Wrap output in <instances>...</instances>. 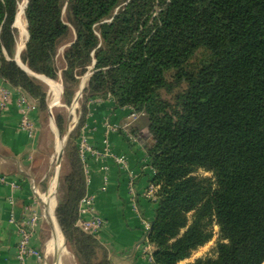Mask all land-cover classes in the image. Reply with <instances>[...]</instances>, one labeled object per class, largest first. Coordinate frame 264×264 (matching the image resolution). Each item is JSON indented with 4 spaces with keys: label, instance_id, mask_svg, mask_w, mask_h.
Masks as SVG:
<instances>
[{
    "label": "trees",
    "instance_id": "1",
    "mask_svg": "<svg viewBox=\"0 0 264 264\" xmlns=\"http://www.w3.org/2000/svg\"><path fill=\"white\" fill-rule=\"evenodd\" d=\"M21 1L0 0V77L49 117L47 85L15 61ZM25 20L21 61L60 80L66 106L94 67L57 194L77 264H114L78 226L88 194L78 140L95 98L147 122L160 187L148 234L154 264H181L215 238L211 254L189 264H264V0H29ZM55 120L64 134L65 114Z\"/></svg>",
    "mask_w": 264,
    "mask_h": 264
},
{
    "label": "crops",
    "instance_id": "2",
    "mask_svg": "<svg viewBox=\"0 0 264 264\" xmlns=\"http://www.w3.org/2000/svg\"><path fill=\"white\" fill-rule=\"evenodd\" d=\"M2 88L10 89L11 98L8 106L0 109V264H22L18 258L21 227L28 228L27 223L35 213L39 220L31 246L40 256H28L25 264H55L52 260L56 256L52 257L50 250L53 241L48 243L45 238V223L38 203L41 198L51 215L54 210L47 198L54 194L57 181L55 178L50 182L45 194L40 192L44 185L46 188L48 172L39 173L43 147L41 116L36 101L28 97L36 107L29 113L36 130L33 135L22 130L19 101L25 94L0 77ZM133 113L130 107L117 108L112 99L95 98L90 102L88 122L82 132L88 147L84 154L87 195L93 197L96 213L105 221L97 237L110 252L112 262L154 264L153 247L148 249L145 245L144 230L155 217L156 200L146 197L150 185L154 184L155 171L147 157V122L140 115L138 121L143 123H134ZM109 127H116L117 131H109ZM120 159L125 163L120 164ZM48 219L51 225V216ZM65 254L70 255L68 250ZM195 258L192 256L181 264L192 263L198 259Z\"/></svg>",
    "mask_w": 264,
    "mask_h": 264
},
{
    "label": "rangeland",
    "instance_id": "3",
    "mask_svg": "<svg viewBox=\"0 0 264 264\" xmlns=\"http://www.w3.org/2000/svg\"><path fill=\"white\" fill-rule=\"evenodd\" d=\"M26 4H27V0L21 1L18 15L20 14L21 11H23V8H25ZM23 12H24V16H23L21 22H18L16 20V27H18L19 30L21 29L19 40H18L17 57H18L19 48L22 47L24 49V47H25L26 40H27V34H28L27 23L25 20V11H23ZM21 57H22V53L20 54V58ZM90 77H91V73L88 72L82 78L81 85L84 83V85L86 87L87 82H88ZM42 81L48 87V99H47V101L49 104V117H45V116L42 117L41 116V121H40L43 147H42V150L40 152V157H39V161H38L39 167H40L39 173L43 174L44 170H48L47 178L45 180L46 188H45V190L40 191L42 194H45L48 191L49 184L53 179L57 178V180H59V179H61V177L64 174H67L70 171V166L66 160L65 153L63 154L62 157H60L61 156V150L64 146L63 141L66 138L67 131H69V129L74 130L75 127L77 126L78 122H79L80 113H81L80 112L81 106H80L79 100L82 98L83 94L79 97V100L77 103L74 102L70 107H68L63 102V89L64 88H63L62 82L60 80H52L49 78H46ZM61 87H62V90H61ZM75 105H76V108L74 107ZM58 111L63 112V114H65V116L67 118V128H66V131L64 134L60 131V129L58 128V126L56 124L55 113ZM138 120L133 121V122L134 123L137 122V124L143 123L141 121L139 122ZM145 122H146V120H145ZM58 134L61 135V139H58ZM78 143H80V140H78ZM60 158H62L61 161H60ZM59 162H61V163L59 164ZM197 176L207 177V178L212 177V175L210 173L205 172L203 170L198 171ZM57 186H58V184H57ZM57 194H58V191H57ZM57 194H56V188H55L54 194L51 193L49 195V197L47 198V201L50 202V205H52L53 209H54L55 205L57 206ZM38 203H39V207H40L41 216H42L44 223H45L44 224L45 225L44 228L46 229V231H45L46 237L45 238H47V242L49 243V241L53 239L52 228H51L50 221L48 219L46 209H45V206H44L42 200L39 199ZM54 212L56 215V210H54ZM56 218H57V216H56ZM215 230L217 232L218 228H216ZM61 231L64 235V232L62 229H61ZM63 238H64V240H66L65 236ZM216 240H217V238H215L210 244H208V246L206 248H204L200 251H197V253H194L193 258H194V256L196 258H200V257H205V256L211 254V251L215 246ZM66 245H67V242H66ZM67 248H68V246H67ZM69 249H70V247L68 248L70 255H66L65 253L60 255V259L61 258L63 259L62 264H77V261L75 259L74 254L72 253L71 249L70 250ZM72 255H73V258H71ZM52 257H55L53 253H52ZM52 261H53V263L55 262V264L58 263V260H55V261L52 260Z\"/></svg>",
    "mask_w": 264,
    "mask_h": 264
},
{
    "label": "built area",
    "instance_id": "4",
    "mask_svg": "<svg viewBox=\"0 0 264 264\" xmlns=\"http://www.w3.org/2000/svg\"><path fill=\"white\" fill-rule=\"evenodd\" d=\"M11 98V91L7 88H2L0 90V109H5L10 101ZM28 99V96H22L20 98V106L22 108V121H21V129L28 132L30 135H33L35 132V125L32 123L31 119L29 118L30 111H35L36 107L33 106ZM140 118V115L137 113H133L132 119L133 121H137ZM128 128V126H127ZM109 131H117L116 127H109ZM88 149L86 139L84 136H81L80 143H79V150L84 161V154ZM120 164H124V159L119 160ZM159 186L155 184H151L146 197L148 199L157 200V193L159 191ZM39 220L38 214L32 215L31 219L28 221L26 227H21V240L18 246V258L22 264L26 263L28 256H40L39 251L35 250L31 246V239L33 230L35 229ZM105 221L102 217L97 215L96 208H95V201L93 197L86 196L80 205V218L78 222V226L82 228L84 231L97 235L104 227ZM151 229V225L147 224L144 230V243L148 249L152 246L148 239V234ZM152 255V254H151Z\"/></svg>",
    "mask_w": 264,
    "mask_h": 264
},
{
    "label": "bare ground",
    "instance_id": "5",
    "mask_svg": "<svg viewBox=\"0 0 264 264\" xmlns=\"http://www.w3.org/2000/svg\"><path fill=\"white\" fill-rule=\"evenodd\" d=\"M23 11H24V8H23ZM21 11L20 14H19V22H21L23 16H24V12ZM26 25V24H25ZM21 30V29H20ZM23 48L20 47L19 48V51H18V58L17 60L18 61H21V58H20V54L22 53V50ZM58 139H61V135L58 134ZM64 142V141H63ZM58 180L56 181V185H55V188H56V194H57V191H58ZM46 209H47V215L50 217L51 216V227H52V231H53V234H54V238L51 240L53 241L52 242V247L50 248L51 252L54 254V256H56V259L58 260L59 257H60V253L58 251H62V253H67V246H66V240H64V235L61 231V228L56 220V217H55V212H51V215H50V209L48 206H46ZM53 210H56V209H53ZM63 235V236H62ZM60 248V249H59Z\"/></svg>",
    "mask_w": 264,
    "mask_h": 264
},
{
    "label": "water",
    "instance_id": "6",
    "mask_svg": "<svg viewBox=\"0 0 264 264\" xmlns=\"http://www.w3.org/2000/svg\"><path fill=\"white\" fill-rule=\"evenodd\" d=\"M28 2H29V0H27V4H26V6H25V8H24V11H25V9H26L27 6H28ZM28 40H29V33H28V38H27L26 43L28 42ZM15 61L17 62V64H18L23 70H25V71L28 72L29 74L34 75L35 77H37L38 79H41V80L46 79V77H44V76H38V75H36V74H33V73L28 69V67H27L22 61H18V60H17V56H16ZM93 68H94V67H92V68H91V71H90L91 75L93 74V71H92ZM84 88H85V85H84V83H83V84L80 86V88H79V90H78V92H77L76 98H75V100H74L75 103L78 102L79 97L82 95V92H83ZM63 93H64V89H63ZM72 131H73L72 129H69V131H67L66 138H65V140H64V146H63V148H62V150H61V156H60V157H62L63 154L65 153V147H66V144H67V141H68L69 135L71 134ZM148 131H149V130H148ZM61 159H62V158H60V161H61ZM60 163H61V162H59V164H60ZM60 180H61V179L58 180V189H59V190H60ZM40 200H41V198H40ZM57 206H58V200H57ZM57 206H56V209H57ZM55 217H56V215H55ZM56 220H57V218H56ZM57 222H58V220H57ZM58 224H59V223H58ZM64 236H65V235H64ZM52 237L54 238V234H52ZM65 238H66V237H65ZM56 260H57V259H56ZM62 262H63V259H62V258L60 259V257H59V259H58V263H57V264H62Z\"/></svg>",
    "mask_w": 264,
    "mask_h": 264
}]
</instances>
